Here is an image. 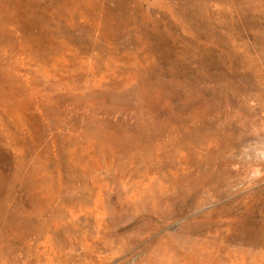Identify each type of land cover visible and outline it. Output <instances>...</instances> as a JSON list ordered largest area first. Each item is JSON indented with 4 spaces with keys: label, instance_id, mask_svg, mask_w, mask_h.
<instances>
[{
    "label": "rangeland",
    "instance_id": "obj_1",
    "mask_svg": "<svg viewBox=\"0 0 264 264\" xmlns=\"http://www.w3.org/2000/svg\"><path fill=\"white\" fill-rule=\"evenodd\" d=\"M0 264H264V0H0Z\"/></svg>",
    "mask_w": 264,
    "mask_h": 264
}]
</instances>
